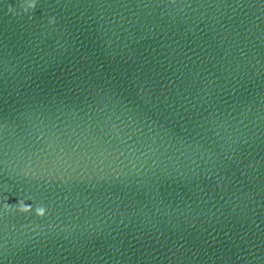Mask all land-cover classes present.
<instances>
[{
  "label": "water",
  "instance_id": "water-1",
  "mask_svg": "<svg viewBox=\"0 0 264 264\" xmlns=\"http://www.w3.org/2000/svg\"><path fill=\"white\" fill-rule=\"evenodd\" d=\"M0 264H264V0H0Z\"/></svg>",
  "mask_w": 264,
  "mask_h": 264
}]
</instances>
